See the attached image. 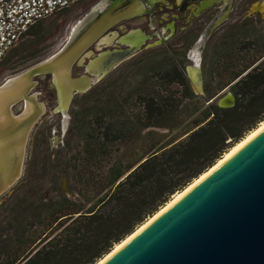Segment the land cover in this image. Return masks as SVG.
Here are the masks:
<instances>
[{
	"label": "trees",
	"instance_id": "obj_1",
	"mask_svg": "<svg viewBox=\"0 0 264 264\" xmlns=\"http://www.w3.org/2000/svg\"><path fill=\"white\" fill-rule=\"evenodd\" d=\"M52 16L32 24L0 67L32 57ZM220 43L203 93L163 50L74 98L62 142L51 153L42 136L28 165L26 191L34 194L12 193L0 205V264H96L259 126L264 27L234 28ZM226 89L235 103L220 107Z\"/></svg>",
	"mask_w": 264,
	"mask_h": 264
},
{
	"label": "water",
	"instance_id": "obj_2",
	"mask_svg": "<svg viewBox=\"0 0 264 264\" xmlns=\"http://www.w3.org/2000/svg\"><path fill=\"white\" fill-rule=\"evenodd\" d=\"M133 51H115L101 62L99 72L105 74ZM69 67L70 61L59 51L0 84V196L21 177L30 131L45 111L37 93L31 92L33 77L55 74L64 110L75 90L85 91L97 80L89 75L71 77ZM192 84L203 93L200 76L192 77ZM217 103L233 106V92L227 90ZM102 264H264V128Z\"/></svg>",
	"mask_w": 264,
	"mask_h": 264
},
{
	"label": "flooded vegetation",
	"instance_id": "obj_3",
	"mask_svg": "<svg viewBox=\"0 0 264 264\" xmlns=\"http://www.w3.org/2000/svg\"><path fill=\"white\" fill-rule=\"evenodd\" d=\"M75 7L81 11L88 10L83 21L77 24L75 33L57 52L61 51L70 61L71 77L89 75L97 79L91 86L107 76H113L114 70L127 61L164 50L180 58L194 91L192 77L200 76L204 91L207 69L222 38L237 27H264V0H82ZM119 25L123 26L120 28ZM95 35L96 39L93 38ZM95 43L96 53L92 59L79 62L90 48H94ZM99 46L101 48L97 49ZM129 48H134L129 56L117 62L105 74L99 72L101 62L106 58L111 59L115 51ZM90 69L96 73H90ZM55 79L53 72L33 77L36 83L32 90L37 86L47 87L48 94L42 100L37 95V100L44 103L45 111L30 131L27 144L30 143L32 150L36 149L44 136L46 129L43 123L48 115L50 118H61L65 137L74 98L90 89L75 90L64 110ZM54 129L58 130L57 127ZM32 155H29L21 177L13 186L27 184L26 174Z\"/></svg>",
	"mask_w": 264,
	"mask_h": 264
},
{
	"label": "rangeland",
	"instance_id": "obj_4",
	"mask_svg": "<svg viewBox=\"0 0 264 264\" xmlns=\"http://www.w3.org/2000/svg\"><path fill=\"white\" fill-rule=\"evenodd\" d=\"M75 6L72 7V9L70 11H68L62 15H59V16L55 15V16H52L50 18V27L48 30L49 32L46 34V36L42 40H39V42H35L34 49H37V51L32 57L24 58V56L21 54L20 56H16V58L13 60V62L10 63L9 65H6L4 67H0V84L3 81H5L7 78L14 76L16 74H19V73L27 70L28 68L37 65L38 63L42 62L46 58H49L51 55L55 54L63 46V44L66 42V40L69 37H71L73 35V33L76 31L77 24L80 23L81 21H83L84 16H85V11L88 10V8H87L86 10L81 11L79 9V7H75ZM122 26L123 25H119L120 28ZM111 31H114V30H111ZM25 39H26V37L19 40L16 43V45L17 46L21 45ZM100 48H101V46L97 47V49H100ZM95 53H96V43L94 45V48L93 49L90 48L87 51V53H85L81 57L79 62H81V60H83V59H87V60L92 59V57L95 55ZM127 62H130V61H127ZM14 68H16L17 70L14 73H12L14 71ZM97 83H94L92 86H94ZM227 90H229V89H226L224 94L227 93ZM47 91H48L47 87L40 88V86L39 87L37 86L31 92L37 93L38 99L41 98L40 100H42V99H44L46 94H48ZM49 114H51V113H49ZM44 120L45 121L43 123V125H44L43 128L46 129L44 131L45 132L44 133L45 145L48 148V150H50L51 153H54L55 149L59 146V144L62 142V140L64 138L63 129H62L63 126L61 124V118L57 117V116L50 118L48 115L46 118H44ZM54 127H57L58 130L56 131V129H54ZM36 151H37L36 149L32 150L30 148V143H29V145L27 144L23 170L25 169L26 160L28 159L29 155L31 153H33V155L31 156V159L32 158L33 159L30 161V162H32L36 156V153H37ZM64 183H65V181H64ZM62 187H63L64 192H66L68 194L69 192H68L66 183L62 184ZM26 192H31L34 194L35 190L33 188H31V189H28L26 191L25 185L13 186L10 189H8V191H6L5 193H3L0 196V205L12 193L13 194L16 193L18 196L20 194V196H21V195L25 194ZM31 193H29V194H31Z\"/></svg>",
	"mask_w": 264,
	"mask_h": 264
},
{
	"label": "built area",
	"instance_id": "obj_5",
	"mask_svg": "<svg viewBox=\"0 0 264 264\" xmlns=\"http://www.w3.org/2000/svg\"><path fill=\"white\" fill-rule=\"evenodd\" d=\"M82 0H0V62L36 21Z\"/></svg>",
	"mask_w": 264,
	"mask_h": 264
},
{
	"label": "bare ground",
	"instance_id": "obj_6",
	"mask_svg": "<svg viewBox=\"0 0 264 264\" xmlns=\"http://www.w3.org/2000/svg\"><path fill=\"white\" fill-rule=\"evenodd\" d=\"M96 9V8H95ZM139 10V9H138ZM103 26V25H102ZM264 128V120L259 124L257 128L248 133L240 142L235 144L228 152H226L222 158H220L212 167H210L207 171L202 173L198 178H196L193 182H191L188 186H186L182 191L176 193L172 199L166 203L158 212H156L153 216H151L148 220H146L141 226H139L133 233L127 236L120 243L116 244L114 248L106 254L103 258H101L96 264H102L106 259H108L113 253H115L121 246H123L128 240H130L140 229H142L148 222H150L155 216H157L163 209H165L171 202H173L179 195H181L184 191H186L189 187H191L194 183H196L200 178H202L206 173H208L212 168H214L218 163H220L227 155L235 152L238 148L244 145L251 137H253L257 132Z\"/></svg>",
	"mask_w": 264,
	"mask_h": 264
}]
</instances>
